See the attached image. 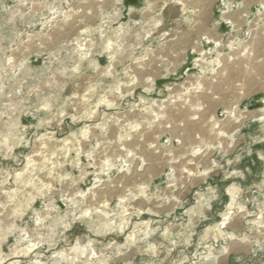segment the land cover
<instances>
[{
    "label": "rangeland",
    "instance_id": "374dc122",
    "mask_svg": "<svg viewBox=\"0 0 264 264\" xmlns=\"http://www.w3.org/2000/svg\"><path fill=\"white\" fill-rule=\"evenodd\" d=\"M152 1L0 0V264H217L234 239L264 264V25L171 59L201 12L134 22Z\"/></svg>",
    "mask_w": 264,
    "mask_h": 264
},
{
    "label": "crops",
    "instance_id": "0c3cea01",
    "mask_svg": "<svg viewBox=\"0 0 264 264\" xmlns=\"http://www.w3.org/2000/svg\"><path fill=\"white\" fill-rule=\"evenodd\" d=\"M157 0L152 1L154 4L148 5L147 8H141L139 11L136 9H129L132 19H134V22L138 20L140 23L148 21V18L150 15L155 14V17H168V12L170 11V6L166 2H162L163 5L161 8L158 7V5L155 6V2ZM192 9L196 11H200V15L195 17V22L188 23V22H180V21H188V18L186 16L180 15V18H174V25L180 24H187L193 27H197L196 31L192 30H186L185 32H181L177 38H174L171 40V38L165 40L166 35H169L167 32L163 34V41H166L168 43L166 47V50H168V55L166 57L171 58H184L187 55L197 54L195 53V50L189 49L188 46L194 45L197 43L198 39L206 34L204 33V29L207 27H212L217 32L218 26H215V24L225 26V23H229L230 25H236L238 27H247L253 22H251L248 19H242V16L249 17L255 12V17H258V20L255 22L257 24L264 25V0H194L192 2ZM228 6L229 9L232 11L228 12L227 14H221L220 20H216L214 22V15L216 16L218 13V10H221V7ZM191 9V8H190ZM166 12V13H165ZM205 12V13H204ZM138 14V15H137ZM136 15V16H135ZM205 17H209V19H206ZM192 19V18H191ZM167 21L171 22V19H168ZM179 21V22H176ZM259 22V23H258ZM163 23V22H162ZM255 24V23H254ZM170 26L171 23H168ZM164 26V25H163ZM169 32V31H168ZM185 42V44H184ZM189 43V44H188ZM188 44V45H187ZM188 47V48H187ZM194 47V46H193ZM196 47V46H195ZM198 52V51H197ZM191 54V55H192ZM188 71H184L183 74H187ZM205 87L207 90L211 91V95H203L202 99L206 102L210 107H217L218 102L213 99V94H221L222 91H220L219 84L214 83H205ZM214 87H217L218 89L214 90ZM222 96V95H221ZM202 171H207L209 168L201 169ZM220 184L217 186L219 187ZM217 186H212L206 189L205 196L203 197L206 201L209 202H216L221 199L219 197L218 188ZM221 186V185H220ZM222 187V186H221ZM256 188H258L260 191L264 188V181H258L256 182ZM225 196L227 198L228 202H235V197L238 195V192L236 190V185H231L225 188L224 190ZM243 218V217H242ZM214 229H217V227H214ZM228 230L232 231L231 226L228 225ZM243 231H245V227L242 228ZM218 234H224L220 229L216 230ZM230 232V233H231ZM229 233V234H230ZM232 234V233H231ZM233 235V234H232ZM251 248L250 243L247 242L246 239H234L232 240L228 247L223 250L222 253H220L217 256L216 263L217 264H239L240 262H244L249 250Z\"/></svg>",
    "mask_w": 264,
    "mask_h": 264
}]
</instances>
